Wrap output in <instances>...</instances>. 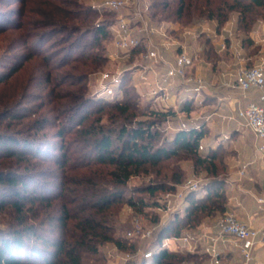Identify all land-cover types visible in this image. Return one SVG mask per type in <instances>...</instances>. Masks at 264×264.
<instances>
[{"label":"trees","instance_id":"trees-1","mask_svg":"<svg viewBox=\"0 0 264 264\" xmlns=\"http://www.w3.org/2000/svg\"><path fill=\"white\" fill-rule=\"evenodd\" d=\"M42 4L48 8L40 7V34H28L25 42L40 36V87L45 91L40 92V116L25 121L32 113L22 110L24 93L19 98L15 92L0 96V212L14 214L0 230V264H85L105 242L135 250L136 244L114 236L111 216L121 203L136 212L158 205L144 194L178 189L186 178L180 164L184 159L214 178L201 191L187 194L183 211L157 232L153 255L132 264L196 262L201 254H181L160 244L167 236L195 228L207 216L225 212L227 195L219 175L226 171L230 152L222 144L200 151L203 129L163 131L161 125L176 113L141 105L129 78L119 101L90 97L87 78L107 61L103 42L111 35V23L94 24L97 10L80 0H40ZM150 10L160 21L183 23L195 17L223 23L235 14L239 30L249 33L264 19V0H150ZM25 27L11 23L0 9V35ZM211 51L213 61L218 57L213 45L205 54L209 59ZM36 55L0 58L1 93ZM27 131H35L34 137L20 136ZM175 158L179 164L163 173L166 182H150L127 194L124 187L132 177L148 167L161 174L162 164Z\"/></svg>","mask_w":264,"mask_h":264},{"label":"built area","instance_id":"built-area-1","mask_svg":"<svg viewBox=\"0 0 264 264\" xmlns=\"http://www.w3.org/2000/svg\"><path fill=\"white\" fill-rule=\"evenodd\" d=\"M99 7L111 11L124 10L129 16H120L110 25V32L114 38L116 52L123 55L137 54L141 62L132 63L124 68L117 67L114 71H102L97 77V85L92 95L119 101L123 98V82L129 78V82L138 91L142 98L147 99L151 106L163 111H173L175 117L166 120V133L171 134L179 129H202V122L190 117L189 123L181 121L179 126L175 123L180 120L181 108L187 103L202 104L206 95L214 92L217 82L195 70L199 61V54L189 49L188 38H197L194 31L186 30L183 38L178 40L169 31L168 24H153L150 18V3L148 0H103ZM135 20L136 24L131 25ZM201 33L216 31L209 27H201ZM232 35V31L228 30ZM216 36V35H215ZM226 49L225 39L221 44ZM110 54L115 59L118 54ZM241 59V53H238ZM227 76H229L227 78ZM221 85L228 88H237L246 93L251 89L259 91V101L264 102V62L247 66L240 65L233 72L224 74ZM259 101H248L244 105L236 107L234 114H225L215 111L207 115V120L217 115L223 120L237 122L240 126L253 132L257 140V150L264 153V104ZM224 135V139H228ZM205 146L200 142L199 150L204 151ZM247 166L240 169V175L246 173ZM201 179L195 173L178 185L174 192L166 193L164 209L166 214L174 215L185 206L186 196L189 192L200 189ZM260 206L264 204V198H259ZM166 224V223H164ZM163 224V225H164ZM163 225L143 228L137 224L129 235L139 236L142 239L151 238L161 230ZM214 232L199 233L188 231L181 235L167 236L163 238L160 247L171 248L172 244L178 247L187 246V251L197 252L200 248L202 255L206 257L205 264H232L223 257L220 244L234 242L238 247L243 264H248L254 259V250L261 241V232L255 227L239 220L235 214L225 211L216 221ZM203 238L207 239L201 244ZM153 249L144 253V258H150ZM134 254H126L122 264L135 260Z\"/></svg>","mask_w":264,"mask_h":264},{"label":"rangeland","instance_id":"rangeland-1","mask_svg":"<svg viewBox=\"0 0 264 264\" xmlns=\"http://www.w3.org/2000/svg\"><path fill=\"white\" fill-rule=\"evenodd\" d=\"M47 1H53V0H46ZM103 0H80V3L85 7H90L93 10H97V13L94 18V24H100L104 22L109 23H115L118 18L122 15H127V12L124 10L121 11H111L108 9H104L103 7H99L102 4ZM150 3V0H148ZM40 7L44 8L47 7L46 4L40 5V0H27L25 3H22L21 0H0V9L3 10L5 16L10 20L13 24H26V27L22 30H14L9 31L6 34L0 35V58H4L6 60L12 61L17 60L19 57V54L22 55H28V54H37L35 57H33L31 60L27 61L24 64V67L21 71H19L16 75L10 79L6 85L7 90L5 93H1L0 89V96L7 97V94L15 92L16 96L18 98L24 93V106L22 107L23 111H30L32 113L31 117H28L25 119V121L28 123L31 118H35L37 116H40V92L45 93V91H42V88L40 87V36L38 37H30L31 39L28 41L27 45L25 44L26 38H28V34H32L33 36L36 34H40ZM48 8V7H47ZM150 18L153 24H161L165 23L168 24L169 31L172 33L173 37H177L178 40H181L183 38V33L186 30H191L196 32L197 38L194 39V37L188 38V44L189 49L191 51L198 52V54L201 57H204L207 59V55L205 52H207L208 49H210L213 45V42L215 43L219 38H217L215 33L209 32V33H201L200 30L201 27H199L198 23H203V21L206 19V17L202 18H194L190 19L187 23H183L180 20H162L160 21L156 17H154L151 14L150 11ZM136 24L135 20L131 21V25ZM206 28L207 25H210L211 27L216 29L213 25L214 24H205ZM223 25L228 24H219L220 27ZM212 28V29H213ZM216 33L218 34L219 31L216 29ZM224 31V30H222ZM226 32V31H224ZM242 34L240 38H244L245 36H248V33H244L240 30V33ZM224 36V34H223ZM222 36V38H223ZM250 42H252L251 39H249ZM114 38L111 34L109 38H107L103 44L106 46V55H107V61L104 62V65L96 71L92 72L88 75L87 78V85H88V95L92 97V92L95 89L97 85V77L100 72L102 71H114L117 67L124 68L131 66L132 63L141 62L140 57L137 56V54H127L123 55L122 52H116L115 46L113 44ZM50 43H46L44 46H46L47 50H51L49 47ZM200 48V49H199ZM199 50V51H198ZM256 50V48H255ZM110 54H118V57L115 55V59L110 57ZM213 51L210 52V58L208 60H212L213 57ZM250 65H255V62L251 61ZM4 89V87H1ZM95 97V96H94ZM141 105L150 103L147 99L141 97ZM201 104H196L193 109L194 112L188 113V114H180L181 118L178 122L175 123V126H179L181 121L189 123V118H197L199 122H202L204 115H208L209 111L206 112V107H202ZM209 108V107H208ZM206 112V113H205ZM206 117V116H205ZM166 124L161 125V129L163 131L167 132ZM211 131L213 133L214 126L213 124H210ZM218 131L215 129L214 132ZM209 132V131H208ZM206 133V136L202 140V144L206 147L208 144H210L215 138L214 134ZM31 134V135H30ZM35 131H27L24 133H21L20 136L25 137H34ZM41 133H37L36 137L39 136ZM171 134V132H170ZM218 137V136H217ZM207 148V147H206ZM206 151V149H204ZM228 158V156L226 157ZM178 159L170 160L164 164H162L161 169L162 173L158 174L156 173L157 168H151L148 167V170L143 171L141 174L136 175L132 177V179L128 182V184L124 187L126 188L127 194L129 191L133 188L144 186L150 182H164L166 178H164L163 173L167 171V167H169L173 163H177ZM179 164V163H177ZM181 166L185 172L186 178L191 177L193 173L201 179L202 187L205 186V184L213 179V175L205 170L201 169H194V162L190 159H184L181 161ZM180 166V165H179ZM192 166V167H191ZM189 167V171L187 168ZM228 171H224L219 175L220 178H223L224 181L226 178H228ZM184 180V181H185ZM183 181V182H184ZM166 182V181H165ZM170 184V183H169ZM1 186V185H0ZM201 187V188H202ZM198 191H201L199 189ZM164 190L158 191L154 196H149L148 194H144L145 198L151 202H157L158 205L153 207H146L144 212H136L134 208L129 206L128 204L121 203L117 211L111 216L110 222L114 229V236L116 238H121L122 240L127 241V244L130 245L132 243L136 244L135 250L132 249H125L121 250L118 248L116 243L114 242H105L98 247V252L96 254L88 255L89 257L84 259L85 264H122L123 258L126 256V254H134L135 260L128 262L127 264H132L133 262H137L144 258V253L148 251L149 249H153V243L155 241L156 235H154L151 238L142 239L139 236L129 235L131 231L135 228L137 224L143 226V228H150L151 226H157V225H163L164 223H168L172 216L171 214H166L164 211V203H165V197L166 193H163ZM202 194V192H200ZM179 212H181L179 210ZM14 214L11 210L1 211L0 212V230L6 229L8 227V224L11 220H13ZM191 230V229H190ZM189 231V230H188ZM187 230L184 232H188ZM171 248L174 250L180 252L181 254H193L185 247L181 248L178 247L177 244H172ZM196 253V252H195ZM194 253V254H195ZM97 257L100 258V260H95ZM201 257V258H200ZM206 257L205 255H201L198 257L197 261L194 262L192 260L183 261L181 264H205Z\"/></svg>","mask_w":264,"mask_h":264},{"label":"crops","instance_id":"crops-1","mask_svg":"<svg viewBox=\"0 0 264 264\" xmlns=\"http://www.w3.org/2000/svg\"><path fill=\"white\" fill-rule=\"evenodd\" d=\"M198 24L199 27H206L205 24H214L213 26L219 31L218 34L216 33V37L219 40L215 43L213 42L218 57L212 61L199 55V61L195 67L196 71L203 73L206 77L217 82L214 92L205 96L201 106L203 108L206 107V112L209 111L208 114L215 111L234 114L236 107L239 105H244L252 100L259 101L258 90L251 89L244 93L237 88L224 87L221 85V78L224 74L235 71L241 64L252 66L250 65L251 61L255 62V64L264 62V19L259 20L254 29L249 31L248 36L244 38H240L242 34H239L240 30L235 14H232L223 23H219L214 18H206L203 23ZM219 24L228 25L220 27ZM207 26L209 27L210 25ZM228 30H231L233 34L230 35ZM248 38L252 42L248 43L246 41ZM224 39L227 46L226 49L221 48ZM254 48L256 50L252 52L251 50ZM238 53H241V59L238 58ZM259 102L264 104L263 101ZM195 105V103L185 104L181 108L182 114L194 112L193 107ZM206 118L207 114L204 115L202 120V129L205 132L204 137L209 131L208 133L214 134L215 138H213L212 142L205 149H215L219 144H222L230 152L228 158H226L228 178L224 181L223 186L227 195L225 211L235 214L239 220L255 227L261 232V241L254 250V259L248 264H264V204L260 206L258 203L259 198H264V153L257 150L258 142L253 132L248 128L240 126V124L234 121L229 122L223 120L217 115L208 120ZM210 124L214 126L213 133ZM215 129L218 131L214 132ZM224 135H228L229 138L224 139ZM204 137L200 142H202ZM244 165L247 166L246 173L240 175V169ZM187 170H190L189 167ZM202 194L200 193V195ZM185 205H187V199ZM220 214L221 212H216L213 215L203 218L195 228L189 231H196L198 234L214 232L216 229L215 224ZM206 242V238L201 240V244H205ZM183 247L187 249L186 245H183L181 248ZM220 248L226 261L232 264H243L239 249L233 241L228 242L226 246L220 244ZM200 249L196 253L202 255L203 253Z\"/></svg>","mask_w":264,"mask_h":264},{"label":"water","instance_id":"water-1","mask_svg":"<svg viewBox=\"0 0 264 264\" xmlns=\"http://www.w3.org/2000/svg\"><path fill=\"white\" fill-rule=\"evenodd\" d=\"M167 224V223H166ZM166 224L163 225V227L161 228V231L165 228Z\"/></svg>","mask_w":264,"mask_h":264}]
</instances>
